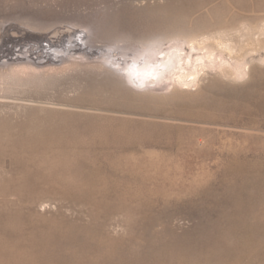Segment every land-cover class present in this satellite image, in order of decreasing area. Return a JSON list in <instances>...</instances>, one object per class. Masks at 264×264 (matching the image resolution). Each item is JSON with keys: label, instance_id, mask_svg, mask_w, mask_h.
Wrapping results in <instances>:
<instances>
[{"label": "rangeland", "instance_id": "obj_1", "mask_svg": "<svg viewBox=\"0 0 264 264\" xmlns=\"http://www.w3.org/2000/svg\"><path fill=\"white\" fill-rule=\"evenodd\" d=\"M0 264H264V0H0Z\"/></svg>", "mask_w": 264, "mask_h": 264}, {"label": "bare ground", "instance_id": "obj_2", "mask_svg": "<svg viewBox=\"0 0 264 264\" xmlns=\"http://www.w3.org/2000/svg\"><path fill=\"white\" fill-rule=\"evenodd\" d=\"M218 44V43H217ZM219 45V44H218ZM73 50V49H72ZM191 63V62H190ZM183 69V65L180 66ZM138 72H140L139 75H142L143 77L148 76L149 74H151L153 77L157 76L163 69H158L156 68L154 65H152L149 68H145L143 70V72L141 71V69L139 67H137L136 69ZM194 73H196V71H194Z\"/></svg>", "mask_w": 264, "mask_h": 264}]
</instances>
